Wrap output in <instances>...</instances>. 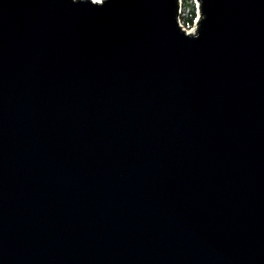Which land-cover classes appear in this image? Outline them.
Returning <instances> with one entry per match:
<instances>
[{
  "label": "water",
  "instance_id": "1",
  "mask_svg": "<svg viewBox=\"0 0 264 264\" xmlns=\"http://www.w3.org/2000/svg\"><path fill=\"white\" fill-rule=\"evenodd\" d=\"M0 0V264H264V0Z\"/></svg>",
  "mask_w": 264,
  "mask_h": 264
},
{
  "label": "trees",
  "instance_id": "2",
  "mask_svg": "<svg viewBox=\"0 0 264 264\" xmlns=\"http://www.w3.org/2000/svg\"><path fill=\"white\" fill-rule=\"evenodd\" d=\"M198 9L196 0H182L180 21L184 27L190 28L194 25V21L198 16Z\"/></svg>",
  "mask_w": 264,
  "mask_h": 264
},
{
  "label": "rangeland",
  "instance_id": "3",
  "mask_svg": "<svg viewBox=\"0 0 264 264\" xmlns=\"http://www.w3.org/2000/svg\"><path fill=\"white\" fill-rule=\"evenodd\" d=\"M198 4V3H197ZM199 9H198V16L196 17V19H195V21H194V25L192 26V27H190V28H186V30L187 31H193L194 29H195V27H196V23H197V21H198V18H199Z\"/></svg>",
  "mask_w": 264,
  "mask_h": 264
}]
</instances>
